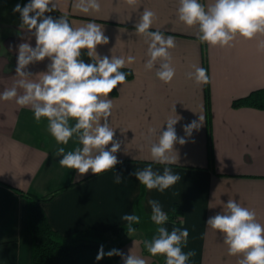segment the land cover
I'll list each match as a JSON object with an SVG mask.
<instances>
[{
	"label": "crops",
	"instance_id": "0c3cea01",
	"mask_svg": "<svg viewBox=\"0 0 264 264\" xmlns=\"http://www.w3.org/2000/svg\"><path fill=\"white\" fill-rule=\"evenodd\" d=\"M29 2L0 0V93L22 79L15 72L18 46L29 43L35 47L32 31L22 25L20 13L13 11L16 4L23 8ZM98 2V12L83 13L75 7L77 0H53L55 10L45 15L54 19L64 16L73 28L100 24L109 43L97 45V54L125 59L121 71L129 78L114 89L115 94H109L113 102L109 123L114 140L121 143L115 153L119 163L99 175L89 171L78 176L75 170L62 167V157L57 155L60 147L65 153L82 147L77 135L67 144H58L47 130L46 118L37 121L32 108L18 106L15 99L0 100V264H30L32 260L23 193L41 197L64 187L54 198L40 203L50 226L63 238L87 228L107 232L127 225L121 219L124 214H135L141 218L140 227L120 252L137 255L146 264H159L143 243L144 238L151 240L150 236L156 235L158 225L150 218L148 201L157 200L164 212L175 206L182 211L180 224L167 221L163 226L169 231L173 227L188 229L182 251L194 250L196 255L186 264H238L242 256H230L223 234L208 227L206 221L225 211L228 200H235L255 211L257 221L264 225V110L232 107L233 100L264 87V50L257 47L264 35L251 40L237 36L231 47H213L200 42L196 26L178 20L179 0H136L134 5L127 0ZM199 2L207 7L213 0ZM145 9L155 13L149 31L158 30L175 39V48L169 50L175 76L169 83L156 76L159 61L151 70L144 66L149 59L148 43L135 32L134 25ZM87 51L82 49L80 58L85 63L95 62V55L89 58ZM129 56L135 57L133 63H127ZM49 63L45 58L24 71L35 81ZM194 66L206 70L207 84L187 77ZM17 93L22 95L23 89L17 88ZM199 116L204 117L203 125L185 137L184 126ZM169 119H178L174 125L177 136L188 142L175 144L168 153L169 161H153L151 143L158 141ZM75 123L69 120V126ZM149 166L161 174L168 167L181 179L163 192L149 190L132 175ZM115 173L123 177L119 184L114 183ZM97 254L83 252L75 262L104 264L103 258L96 259Z\"/></svg>",
	"mask_w": 264,
	"mask_h": 264
},
{
	"label": "clouds",
	"instance_id": "9594fccd",
	"mask_svg": "<svg viewBox=\"0 0 264 264\" xmlns=\"http://www.w3.org/2000/svg\"><path fill=\"white\" fill-rule=\"evenodd\" d=\"M127 2L134 5L136 0ZM75 7L83 13L100 10L98 0H77ZM53 10V0H30L23 8L20 4L15 5L13 11L20 13L22 25L32 31L35 47L29 43L18 46L15 72L22 79L0 93V100L15 99L20 107L30 106L37 121L46 118L47 130L58 144H67L74 134L77 135L82 147L67 153L63 147L58 148L57 155L62 157L59 164L75 170L80 177L89 171L99 175L114 169L119 163L115 153L120 150L121 143L114 140L115 132L109 123L113 108L109 94L126 82L127 74L121 71L126 61L118 56L109 58L97 54V45L109 43L100 24L90 22L73 28L64 16L54 19L45 15ZM177 12L180 22L198 28L200 42L213 47H231V42L237 36L251 40L258 34L264 35V0H213L207 7L199 0H179ZM154 17L152 10H143L134 28L137 34L146 37L148 43L149 59L144 65L145 69H153L159 61L156 76L162 82L169 83L175 76L169 52L176 46L175 39L158 30L149 31ZM257 47L264 50V40ZM82 49L88 50L89 58L95 55V62L85 63L80 58ZM45 58L50 60L47 71L37 74L38 80L29 79L32 76L24 71L26 66ZM134 60L135 57L129 56L127 63ZM194 69V72L187 73V77L194 78L198 84H207L209 77L206 70L200 66H194ZM17 88L23 89L22 95H18ZM70 119L76 121L74 126H69ZM203 119V116H199L198 120L185 125V137H191L193 130L200 129ZM177 121L169 119L166 129L159 132L158 141L151 143L153 161H169L168 153L174 149V145L188 142L185 137L177 136L174 128ZM108 145L111 147L106 150ZM132 175L147 189L161 192L181 179L168 167L163 169L162 174L149 166L136 170ZM122 179L121 174H114V183L119 184ZM148 204L151 207L150 218L158 227L156 235L143 242L145 248L152 256L163 255L165 264H186L190 257L196 255L194 250L182 251L188 242V229L173 227L169 231L163 226L168 221V215L162 210L160 202L149 200ZM224 208L225 211L210 217L206 225L223 234V242L228 246L230 256H242L238 264H264V225L257 221L255 211L235 200H228ZM121 219L127 222L128 236L135 234L137 229L133 225L139 224L141 218L126 213ZM105 255L120 256L123 264H146L145 259L130 253L125 256L117 249L105 253L101 245L96 259L100 260Z\"/></svg>",
	"mask_w": 264,
	"mask_h": 264
},
{
	"label": "trees",
	"instance_id": "16d2710c",
	"mask_svg": "<svg viewBox=\"0 0 264 264\" xmlns=\"http://www.w3.org/2000/svg\"><path fill=\"white\" fill-rule=\"evenodd\" d=\"M126 78H129L126 76ZM112 94H115L113 90ZM233 108L248 107L264 110V87L251 91L247 95L237 98L232 102ZM75 183H71L73 186ZM64 187L54 193L37 197L29 193H23L27 201L28 228L32 236V260L30 264H76V257L86 251H97L101 245L107 253L109 250L120 248L131 239L127 234L126 225L114 226L107 232H101L93 228H87L71 238H63L50 226L45 213L40 205L54 198ZM168 221L181 223L182 211L177 206L165 211ZM138 229L140 224H134ZM158 260L165 261L163 255H157ZM104 264H120V256L103 257Z\"/></svg>",
	"mask_w": 264,
	"mask_h": 264
},
{
	"label": "rangeland",
	"instance_id": "374dc122",
	"mask_svg": "<svg viewBox=\"0 0 264 264\" xmlns=\"http://www.w3.org/2000/svg\"><path fill=\"white\" fill-rule=\"evenodd\" d=\"M149 237V236H148ZM146 238H144V241H145ZM150 239H152V237L150 236ZM147 250V249H146ZM159 264H165V261H163L162 259L159 260Z\"/></svg>",
	"mask_w": 264,
	"mask_h": 264
}]
</instances>
